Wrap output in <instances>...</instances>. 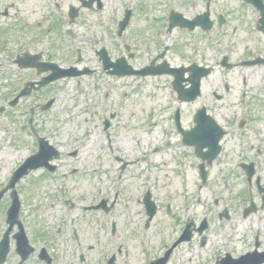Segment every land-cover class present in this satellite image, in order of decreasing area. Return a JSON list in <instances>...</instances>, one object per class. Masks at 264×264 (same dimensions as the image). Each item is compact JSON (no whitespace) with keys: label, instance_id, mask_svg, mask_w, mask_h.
Listing matches in <instances>:
<instances>
[{"label":"rangeland","instance_id":"1","mask_svg":"<svg viewBox=\"0 0 264 264\" xmlns=\"http://www.w3.org/2000/svg\"><path fill=\"white\" fill-rule=\"evenodd\" d=\"M113 1L115 2L113 8L119 13L122 1ZM144 1L145 5L149 6L147 10L143 7H134L138 2L141 4ZM158 2L159 0H123V3L132 4L135 15L142 19L160 15ZM222 7L234 18L233 24H239L237 0H224ZM194 10L187 9L186 15H192ZM87 20L82 27H91ZM241 26L243 32L237 37V50L231 57L235 60L240 58L239 55L248 53L255 39L262 38L264 44L263 36L254 32L244 33L247 25ZM98 30L106 34L105 31ZM86 31L84 29L80 33ZM154 36H150L147 46H141L139 49L143 56L142 62L155 51L152 47ZM106 38L107 44L120 40L111 33H107ZM164 40L180 47L181 52L178 55L171 51L165 56L173 66L188 65L190 60L188 50L193 47L196 48L194 59L209 65L212 61L220 59L223 50L219 49L218 44L224 42L219 33H213L210 38H205L196 34L174 32ZM245 45L250 47L243 51ZM83 46L84 60L78 67L88 68L91 72L77 77L81 80V86H76L77 78L73 76L47 85L38 92L42 93L41 97L58 91L60 98L47 111L37 107L34 112L35 124H38L42 131L58 127V133L51 137L57 146L67 149L81 145L80 158L79 160L70 158L69 163L60 168V171L67 173L65 176L57 173V177L53 179L45 176L42 170L35 169L31 171V176L28 175L24 179L25 182L19 183L23 198L21 216L34 241L42 239L48 241L53 257L52 264H104L111 253L116 252L115 247L119 244L120 251L115 254L113 264H126L125 261H128V264H145L148 256L155 257L161 252L160 247L163 243L176 238L180 223L175 225V209L181 213L191 202L196 207L194 214L197 219L207 214V211L209 218L215 216L211 220L214 224L211 226L212 233H215L211 240L213 243H210L211 246L201 255L195 254L194 244L199 236L196 237L198 234L194 233L195 242H182L169 264L178 260H182V264H215V254L220 252L224 242H217L216 235L219 230L222 232L223 228L225 231L231 230L226 227L228 224H234L232 232L236 236L235 242L228 244L229 248L235 254L248 249L249 241L243 238L248 231L241 228L237 220L239 215L235 209L229 208L231 220L227 219L228 223L223 224L219 230L222 220L220 221L218 213L225 206L224 202L231 204L235 201L236 192L241 184L237 180L238 170L226 163V159L228 157L254 159L255 152L249 144L264 145V141L261 143L248 127L242 131L235 128V121L239 120L240 114L250 113L256 117V126L264 139V66L261 67L262 70L255 69L257 67H235L229 71L216 67L209 77L202 80L203 98L206 99L208 112L222 126H230L234 130L228 131L223 141V151L211 166L207 167L208 179L201 185L197 168L200 159L194 155L193 148L183 145L181 134L173 127L171 118L178 107L181 126L184 130L190 129L193 126V114L198 101L179 103L175 92H172L170 84L172 77L168 75L152 78L138 76L115 78L103 72L92 51V45L86 42ZM15 55V52L0 53V105L5 107V111L0 114V182L7 181L10 169L17 162L18 165L21 162L19 160L29 150L30 154L36 151L35 148H31L32 141L24 127L29 113L27 106L22 104H32L33 91L26 97L27 99L19 100L21 102L15 106L9 107L5 101L25 81L38 80L40 75L35 71L19 69L14 63ZM243 77L246 79L245 86L241 83ZM225 81L229 82L232 88L228 93H224L223 101H214L210 92L223 93L222 84ZM106 89L109 90L107 98L102 96ZM73 96L77 101L72 99ZM245 100H250V103H244ZM67 111L73 114L71 118H67ZM89 113L92 114L91 117ZM111 113H114V116L109 119V127L105 134L104 118H108ZM240 133L243 135H239ZM154 147L158 148L151 152ZM124 161L127 163L121 179L124 192L117 195V201L110 212V222L115 224V231L112 233L110 222L106 228L100 229L99 225L102 223L99 210H84L82 205L104 196L117 184L114 182L116 166ZM73 167H78L81 171L70 174L69 169ZM146 188H149L151 199L157 208L151 220H147L141 203V194ZM167 197L172 199L170 216L167 215L169 211H166L167 214L164 212ZM7 201L6 194L0 201V207L5 202L3 204L5 209L0 211V238L2 232L8 228L4 212L8 207ZM72 229L78 230L82 236L77 247L71 239ZM15 231L16 228L13 226L10 238ZM40 233L45 235L37 236ZM243 240H247V243ZM11 244L12 240L3 264H15L18 260ZM29 258L25 264H39L34 255Z\"/></svg>","mask_w":264,"mask_h":264},{"label":"flooded vegetation","instance_id":"2","mask_svg":"<svg viewBox=\"0 0 264 264\" xmlns=\"http://www.w3.org/2000/svg\"><path fill=\"white\" fill-rule=\"evenodd\" d=\"M121 1L119 0V2ZM223 1L159 0L160 15L147 16L142 19V17L135 15L134 7H143L144 10H147L149 6L145 5V1L134 7L132 4L122 3L118 13L117 9L113 8L115 3L113 0H0V53L15 52L14 61L18 58L29 59L32 64L28 68H21L19 64L15 63L19 69L25 71H37L50 67V65H56L60 69L80 70L83 68L78 67L82 61L80 45L85 39L82 34L88 33L87 39L99 45L101 40H107L106 34L111 33L120 38L119 42H110L104 47L111 63H114L117 58H124L129 67L139 69L162 54L159 60L154 62V66L159 65L164 68V62H167L168 67L170 66L165 59L170 48L174 52L178 51V46L173 42V47L169 46L167 51L165 49L167 45L164 37L172 35L174 32L196 34L205 38H210L213 33H219L228 37L240 35V32H243V26H241L243 24L247 25V30L244 33H259L264 37V32L257 29V23L261 18V11L257 6L260 3L264 5V0H237L238 9L236 11L238 13L237 19L240 20L239 24H233L234 18L222 7ZM189 8L195 10L192 15L187 16L186 12ZM126 10L131 12L125 28L121 31L120 22ZM170 17L175 18L176 21H181V18L188 20L192 23V28L188 30L178 26L169 30ZM86 19L91 23L90 28L82 27ZM84 29L87 31L80 33ZM98 29L105 31L106 34ZM154 34L156 35L154 36ZM150 36H154L152 47L155 49V54L150 60L145 61L147 64H142L143 56L139 54V49L141 46L148 45ZM124 43L126 50H124ZM249 47V45H245L243 50L245 51ZM119 49L123 51L111 58L109 52H116ZM251 49L248 55L252 54L253 56H247L248 58L264 56V45H252ZM99 50L100 47L95 50V56L98 58L97 52ZM217 99H221V97ZM242 121L243 126L240 127ZM245 125L246 120L243 117L235 121V127L239 131H242ZM239 135L242 136L243 134L240 133ZM257 138L260 142L262 141L261 138ZM72 155L77 157L79 151L76 150ZM263 157L264 148L257 147L254 159L238 158V163H253V174L248 182L245 172L237 165L239 167L237 180L243 185L241 187L239 183L240 189L237 190L232 205L227 204V201L224 202L225 206L219 213L226 224L231 220V218L229 219V208L235 209L239 215L237 220L241 224V228L248 231L243 237L249 241L248 249L235 254L229 248L230 245H227L228 249L225 251L235 258L243 256L241 264L249 263L244 259V256L248 254H252L253 260L258 261L259 264H264ZM55 167H58V164H55ZM232 199L234 200V196ZM227 219L229 220L227 221ZM226 226L231 229L229 239H232L235 235L232 232L235 226L234 224ZM243 242L247 243V240H243Z\"/></svg>","mask_w":264,"mask_h":264},{"label":"water","instance_id":"3","mask_svg":"<svg viewBox=\"0 0 264 264\" xmlns=\"http://www.w3.org/2000/svg\"><path fill=\"white\" fill-rule=\"evenodd\" d=\"M206 128H207V130L203 131L202 135H203V134H205V135H206V134L210 135V133L214 134V136L208 138V141H206V142L199 141L198 136H195V138H192L193 133L195 134V132H193V133H192V132L188 133V136L185 138V141H186V142L196 144L197 152H198V153L201 152V148H202L203 146L207 145V142H208V145H207V146H209L210 148H212V146H213V140H212V139H214L215 141L218 140L217 135L219 134V132H218V131L216 132L215 129H214V127H213L212 125H211V126H207ZM197 131H198V135H199V137H200L201 130H197ZM191 139H192V140H191ZM208 154H209V151L206 152V153L204 154V156H206V155H208ZM213 154H214V153H213ZM0 247H1V245H0ZM1 254H2V252H0V258H1Z\"/></svg>","mask_w":264,"mask_h":264}]
</instances>
